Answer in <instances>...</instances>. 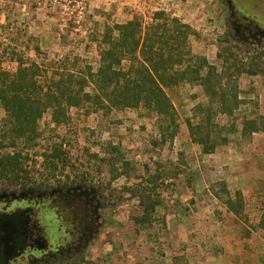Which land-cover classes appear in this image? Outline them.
I'll return each mask as SVG.
<instances>
[{
	"label": "rangeland",
	"instance_id": "374dc122",
	"mask_svg": "<svg viewBox=\"0 0 264 264\" xmlns=\"http://www.w3.org/2000/svg\"><path fill=\"white\" fill-rule=\"evenodd\" d=\"M258 2H250L251 7L258 5L264 18V2ZM157 10L191 25L197 31L190 36L193 51L220 68L217 52L223 46L262 64L263 57L257 56L264 49V35L235 32L226 0H0V68H15V51L40 63L48 76L85 74L99 65L98 41L107 24L138 16L148 25ZM240 88L245 101L235 113L238 130L211 153L191 140L186 124L192 107L205 98L197 84L166 88L179 121L178 133L166 143L160 142L157 115L144 107L107 110L87 101L70 106V117L62 123H55L47 109L26 163L32 182L21 185L84 186L92 190L98 214L86 245L60 264H264V131L249 140L239 131L244 115L264 114V72L243 73ZM86 90L95 92L92 84ZM4 113L0 104V120ZM219 120L232 121L224 115ZM110 142L120 150L118 161L108 153ZM59 145L67 163L51 176L42 154ZM112 160L125 172L117 178L111 173ZM150 174H160L157 193L162 201L151 222L136 223L133 215L142 206L130 188ZM222 182L232 195L241 191V215L214 195ZM3 184L19 188V183L0 179Z\"/></svg>",
	"mask_w": 264,
	"mask_h": 264
},
{
	"label": "trees",
	"instance_id": "16d2710c",
	"mask_svg": "<svg viewBox=\"0 0 264 264\" xmlns=\"http://www.w3.org/2000/svg\"><path fill=\"white\" fill-rule=\"evenodd\" d=\"M152 19L148 25L138 16L123 23L107 24L98 41L99 65L95 70L89 67L85 74L67 71L48 76L40 63L29 62V58L13 52L15 68H0V104L5 111L0 120V179L32 182V170L26 163L30 149L38 143L41 135L38 122L47 109H52L55 123H62L70 117V106L87 101L101 104L107 110L144 107L157 115L160 142L173 140L179 131L178 112L166 88L182 82L201 86L205 96L186 118L191 140L204 153L214 152L229 142L230 133L238 130L235 113L245 101L241 97L240 77L243 73L264 72V49L257 56L263 57L260 64L257 60L241 59L229 46H223L217 52L222 61L220 68L205 55L193 51L190 36L197 35V31L191 25L164 10L155 11ZM90 84L94 93L86 90ZM223 115L232 121L220 122L219 116ZM239 131L245 140L264 131V114L244 115ZM108 153L117 155L116 161L122 157L111 142ZM42 155L49 175L55 176L58 169L65 168L67 155L61 145ZM115 160L111 161V173L117 178L125 172L115 166ZM145 182L130 188L142 206V212L133 215L136 223L151 222L162 201L157 193L162 182L160 174H150ZM220 185L214 195L230 212L241 215L244 209L241 191L232 195L225 182Z\"/></svg>",
	"mask_w": 264,
	"mask_h": 264
},
{
	"label": "flooded vegetation",
	"instance_id": "af4514ba",
	"mask_svg": "<svg viewBox=\"0 0 264 264\" xmlns=\"http://www.w3.org/2000/svg\"><path fill=\"white\" fill-rule=\"evenodd\" d=\"M250 2L260 4L258 0H226L241 37L264 35L262 10ZM15 186L19 188L0 187V264H60L76 257L98 215L92 190L71 184L70 188Z\"/></svg>",
	"mask_w": 264,
	"mask_h": 264
}]
</instances>
